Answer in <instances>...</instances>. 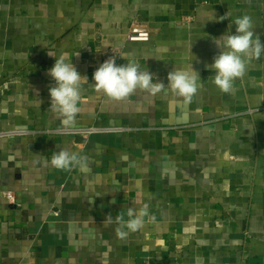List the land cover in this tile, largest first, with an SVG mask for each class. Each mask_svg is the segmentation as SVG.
Returning <instances> with one entry per match:
<instances>
[{"label":"crops","instance_id":"crops-1","mask_svg":"<svg viewBox=\"0 0 264 264\" xmlns=\"http://www.w3.org/2000/svg\"><path fill=\"white\" fill-rule=\"evenodd\" d=\"M242 15L264 42V0H0V264H264V54L231 93L207 67ZM61 54L88 78L72 128L49 111ZM110 57L165 85L192 67L198 91L113 100L92 79ZM61 149L88 168L50 167ZM145 205L123 237L104 222Z\"/></svg>","mask_w":264,"mask_h":264},{"label":"clouds","instance_id":"clouds-1","mask_svg":"<svg viewBox=\"0 0 264 264\" xmlns=\"http://www.w3.org/2000/svg\"><path fill=\"white\" fill-rule=\"evenodd\" d=\"M227 14L221 16L219 21L228 20ZM235 34L225 32L221 37H213V42L220 50L213 59L208 69L214 73L212 83L222 92L231 93L233 82L242 78L247 68L246 57L254 56L260 58L264 54V42L254 31V24L250 16L242 15L233 21ZM54 65L48 70V75L54 81V86L49 88L50 105L49 111L61 117V124L66 128L75 126L76 116L80 109L78 103L81 99V81L88 78L82 76L64 54L54 58ZM94 87L98 92L103 93L113 100H123L135 93L137 90L147 92L151 95L158 94L165 86L169 88L174 97L182 98L185 103L192 100L197 93L199 74L192 67L191 70L175 68L167 75V85L158 80L149 71H141L139 65L129 61L123 65H117L116 59L110 57L105 60L93 73ZM50 167L54 169L72 170L79 167L81 170L88 168V160L85 156L77 153H70L61 149L51 156ZM89 203H93L89 201ZM147 205L138 211L129 209V219L123 222V217H112L108 214L105 217V224L115 222L116 233L123 237L126 235L123 228L136 231L143 225V218L147 215Z\"/></svg>","mask_w":264,"mask_h":264},{"label":"built area","instance_id":"built-area-1","mask_svg":"<svg viewBox=\"0 0 264 264\" xmlns=\"http://www.w3.org/2000/svg\"><path fill=\"white\" fill-rule=\"evenodd\" d=\"M150 37L149 30L136 22L132 23L126 36L125 40L129 43L135 42H147Z\"/></svg>","mask_w":264,"mask_h":264}]
</instances>
